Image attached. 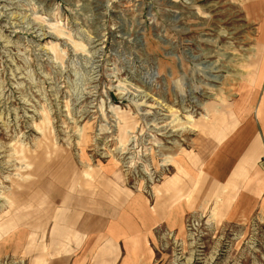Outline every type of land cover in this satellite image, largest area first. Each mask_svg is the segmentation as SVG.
Masks as SVG:
<instances>
[{
	"label": "rangeland",
	"instance_id": "374dc122",
	"mask_svg": "<svg viewBox=\"0 0 264 264\" xmlns=\"http://www.w3.org/2000/svg\"><path fill=\"white\" fill-rule=\"evenodd\" d=\"M263 70L264 0H0V264H48L45 243L95 217L101 171L147 193L237 125ZM156 236L153 264H264L263 207Z\"/></svg>",
	"mask_w": 264,
	"mask_h": 264
},
{
	"label": "crops",
	"instance_id": "0c3cea01",
	"mask_svg": "<svg viewBox=\"0 0 264 264\" xmlns=\"http://www.w3.org/2000/svg\"><path fill=\"white\" fill-rule=\"evenodd\" d=\"M261 91L254 103L243 96L234 101L237 125L231 130L228 124L215 126L212 137L209 132L195 138L178 167L147 193L124 189L107 178L113 173L101 171L95 217L77 227L68 225L58 245L53 239L45 243L47 263L153 264L152 239L158 232H181L189 216L215 211L229 224L253 218L264 208V111H256ZM86 212L83 206V218ZM22 235L19 227L18 248Z\"/></svg>",
	"mask_w": 264,
	"mask_h": 264
},
{
	"label": "bare ground",
	"instance_id": "6f19581e",
	"mask_svg": "<svg viewBox=\"0 0 264 264\" xmlns=\"http://www.w3.org/2000/svg\"><path fill=\"white\" fill-rule=\"evenodd\" d=\"M262 74H263V78H264V70H263V72H262ZM263 83H264V81H263ZM241 85V84H240ZM241 86H243V85H241ZM249 87H251V84H249ZM252 90V89H251ZM263 93H264V89H263ZM261 106H263V109H264V97L262 98V101L260 102V107ZM222 136V135H221ZM226 136V135H225ZM220 137V136H219ZM217 138V137H216ZM223 139H225V138H223ZM218 140V139H217ZM216 140V141H217ZM220 143V142H219ZM220 145V144H219ZM52 155V153L50 154V155H47L48 157L49 156H51ZM42 158H44V157H42ZM48 160H51L50 162H45L44 163V165L39 161V163L37 162V165H36V171H39V172H42V170H43V168H44V173H49L50 175H52V173H51V170H53V165H52V160H53V158L51 157L50 159H48ZM52 183H54V182H50V184H52ZM36 197L38 198V195H36ZM17 220H18V218H17ZM18 228V227H17ZM16 228V229H17ZM6 230H8V227H0V239H1V236L3 235V234H6L7 233V231ZM13 230V229H12ZM15 230V229H14ZM87 238V237H86ZM77 251V250H76Z\"/></svg>",
	"mask_w": 264,
	"mask_h": 264
},
{
	"label": "built area",
	"instance_id": "2783aa9c",
	"mask_svg": "<svg viewBox=\"0 0 264 264\" xmlns=\"http://www.w3.org/2000/svg\"><path fill=\"white\" fill-rule=\"evenodd\" d=\"M189 224H190V223H189ZM189 224H188V225H189ZM188 228H189V230H191V229H192V228H191V226H188Z\"/></svg>",
	"mask_w": 264,
	"mask_h": 264
}]
</instances>
